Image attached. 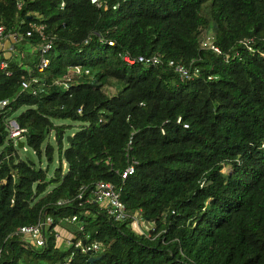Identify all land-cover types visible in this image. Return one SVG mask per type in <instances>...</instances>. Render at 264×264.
Returning a JSON list of instances; mask_svg holds the SVG:
<instances>
[{
  "label": "trees",
  "instance_id": "obj_1",
  "mask_svg": "<svg viewBox=\"0 0 264 264\" xmlns=\"http://www.w3.org/2000/svg\"><path fill=\"white\" fill-rule=\"evenodd\" d=\"M104 1L107 9L91 0H0V25L7 38L19 36L15 61L0 68V99L12 100L0 118V264H61L73 252L69 264H264V0ZM207 33L221 54L202 46ZM124 52L194 61L201 73L181 79L166 63L128 65ZM44 54L50 63L39 71ZM77 65L91 76L55 83ZM32 76L46 91L23 90ZM4 118L26 129L39 162L58 152L50 178L8 142ZM64 119L80 122L67 146L66 126L55 122ZM100 180L121 190L131 213L141 210L148 231L86 201ZM44 213L53 219L45 247L14 234ZM57 226L104 247H58Z\"/></svg>",
  "mask_w": 264,
  "mask_h": 264
},
{
  "label": "built area",
  "instance_id": "obj_2",
  "mask_svg": "<svg viewBox=\"0 0 264 264\" xmlns=\"http://www.w3.org/2000/svg\"><path fill=\"white\" fill-rule=\"evenodd\" d=\"M93 4H95L99 8H108V3L104 0H91ZM62 6H64V3H62ZM114 6V8H116ZM32 34V31H28L27 35L30 36ZM41 34L43 35V31H41ZM7 38L6 36V29L5 26L0 25V46L4 42V40ZM10 38L14 41H18V34L12 33L10 34ZM215 36L213 34H205L202 46L207 49H211L215 51L218 54L222 53L221 48L215 43ZM254 39L253 38H246L244 41L242 40L241 43L247 47L248 50L253 51L252 44ZM86 43H88V40H86ZM110 44H114L115 42L109 41ZM52 48V41H47L43 48L42 52L46 53ZM122 59L128 64L133 65L135 63H141L146 66L150 65H160V64H167L168 66H172L174 70L178 73L181 79H191L195 76H198L201 72L199 67H192L194 65V61L190 63V66H187L185 63H176L174 60H169L166 62L163 58V55L161 54H155V55H137L133 56L129 52H124L122 55ZM2 55L0 54V68L6 69L9 67V61L7 58H1ZM50 59L44 54L41 59L40 63L38 65L39 71H44L45 68L49 65ZM7 74H10V71H7ZM91 71L89 68L84 67L82 65H77L74 67H70L68 72L63 75L62 78L55 80L56 84L59 85H65L69 86V83L73 81V78L75 76H91ZM210 79L213 78V76L209 77ZM34 83H37L40 87V91H46L48 84L45 80H41L38 76H32L31 79H28L26 81H23L22 86L23 90L31 89L33 91V94H37L39 91V87H32ZM12 100L11 99H0V118H2L7 111L8 107L10 106ZM81 111V109L79 110ZM5 119V125L8 132V142H13L14 146H18L19 141H24L23 149L27 150L26 146V137L25 132L26 129L19 126L17 121L14 118H4ZM178 123H182V117H178L177 119ZM185 128L189 127L187 123H184L183 125ZM55 133V131H52L51 135ZM162 133H165V129L162 128ZM56 137L54 136V139ZM132 143V140H129V147ZM137 161H134L133 164H131L123 173V177L126 178L128 174H131L135 171L134 164H136ZM67 169V163L64 161V170ZM87 202L95 203L100 208H103L107 210L109 215H111L115 221H124L127 218L131 217L133 219L132 222V228L137 233L144 234L146 231H148L151 227L149 223H147L144 218L142 217L141 210H138L134 213H131L128 208L126 207L125 203L121 199V190L118 189L112 182L100 180L94 184V187L91 189L90 197L86 199ZM61 203V202H59ZM66 220L68 222H76L78 221V216L73 215L66 217ZM53 219L51 216L43 214V217L37 221V223L29 224V225H23L20 226L16 231L15 235H20L22 239L26 240L28 243H30L35 248H42L46 246L47 239L45 235L46 227L52 224ZM135 224L139 227V231L135 229ZM81 230L84 229V226L82 225ZM68 230V229H67ZM56 232V238L58 239L57 245L58 247H62L63 245H59V238L62 237L61 231L58 229V226L55 228ZM71 232V231H70ZM72 233V232H71ZM90 236L86 235L85 239L83 237L77 239L76 235L72 233L71 239L65 240L66 246H71L72 244L77 249H80L82 252H91V251H98L103 249L104 244L99 241H93V242H87L86 239H88ZM74 255V252L72 255L63 263L61 264H69L72 260V257Z\"/></svg>",
  "mask_w": 264,
  "mask_h": 264
},
{
  "label": "rangeland",
  "instance_id": "obj_3",
  "mask_svg": "<svg viewBox=\"0 0 264 264\" xmlns=\"http://www.w3.org/2000/svg\"><path fill=\"white\" fill-rule=\"evenodd\" d=\"M116 92V90H114L112 88V93ZM57 124L59 125H65L66 128L64 129V144L65 146H67V137L72 135L79 127V124L80 122L78 121H73V120H70V119H64V120H56L55 121ZM54 136H55V133L52 134L51 136V142L56 146V141L54 139ZM22 141H25V140H22ZM27 146V150L23 149V148H19L18 146H16V149L19 153V155L23 158H31L33 159L34 161H36L37 165L44 168V169H47L48 171V178H50L53 174H54V170L55 168L58 166L59 164V155H58V152H55V155H54V161L48 165V159L46 157H44L42 159V162H39V158L37 157V155L35 154L34 150L32 148H30L28 145ZM231 170V167H227L226 168V171H230ZM58 229L61 231L62 233V237L59 238V245H65V240L66 239H71L72 237V233L67 230L66 228L64 227H61V226H58ZM135 229L139 231V227L135 224Z\"/></svg>",
  "mask_w": 264,
  "mask_h": 264
},
{
  "label": "crops",
  "instance_id": "obj_4",
  "mask_svg": "<svg viewBox=\"0 0 264 264\" xmlns=\"http://www.w3.org/2000/svg\"><path fill=\"white\" fill-rule=\"evenodd\" d=\"M14 41L8 37L4 40L2 45L0 46V54L7 58L8 60L14 62L15 58H13L15 51H14Z\"/></svg>",
  "mask_w": 264,
  "mask_h": 264
},
{
  "label": "water",
  "instance_id": "obj_5",
  "mask_svg": "<svg viewBox=\"0 0 264 264\" xmlns=\"http://www.w3.org/2000/svg\"><path fill=\"white\" fill-rule=\"evenodd\" d=\"M60 138L61 139H64V130H61L60 131ZM66 139H67V141L71 142L72 139H73V135L68 136ZM23 146H24V141H19L18 147L19 148H22ZM101 258H102V256L93 257V258L90 259V261L93 262V261L98 260V259H101Z\"/></svg>",
  "mask_w": 264,
  "mask_h": 264
}]
</instances>
